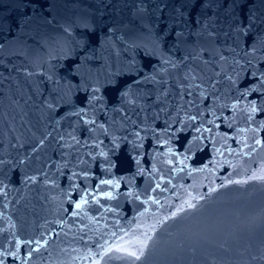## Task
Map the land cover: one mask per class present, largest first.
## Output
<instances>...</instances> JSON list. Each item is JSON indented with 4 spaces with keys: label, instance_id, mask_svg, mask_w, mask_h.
<instances>
[{
    "label": "water",
    "instance_id": "water-1",
    "mask_svg": "<svg viewBox=\"0 0 264 264\" xmlns=\"http://www.w3.org/2000/svg\"><path fill=\"white\" fill-rule=\"evenodd\" d=\"M262 177L264 0H0L3 264H264Z\"/></svg>",
    "mask_w": 264,
    "mask_h": 264
},
{
    "label": "snow or ice",
    "instance_id": "snow-or-ice-1",
    "mask_svg": "<svg viewBox=\"0 0 264 264\" xmlns=\"http://www.w3.org/2000/svg\"><path fill=\"white\" fill-rule=\"evenodd\" d=\"M262 178H264V177H262ZM76 207L79 208L80 207V204H77ZM0 264H3V262L0 261Z\"/></svg>",
    "mask_w": 264,
    "mask_h": 264
}]
</instances>
